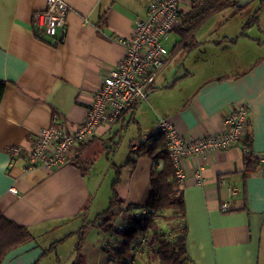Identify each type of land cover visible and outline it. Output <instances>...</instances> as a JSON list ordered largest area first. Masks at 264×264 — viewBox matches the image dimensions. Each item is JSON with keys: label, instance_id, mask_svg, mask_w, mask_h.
I'll list each match as a JSON object with an SVG mask.
<instances>
[{"label": "crops", "instance_id": "1", "mask_svg": "<svg viewBox=\"0 0 264 264\" xmlns=\"http://www.w3.org/2000/svg\"><path fill=\"white\" fill-rule=\"evenodd\" d=\"M63 1L69 9L58 42L59 30L46 36L33 21L45 0H0V81L5 83L0 99V215L33 236L9 250L1 264L109 263L106 249L119 248L120 236L104 233L95 221L108 203L96 208L97 179L93 183L80 161L91 146L111 149L106 142L115 145V136L129 123L137 127V136L129 140L134 149L136 137L148 136L160 117L171 119L179 134L194 138L221 131L228 107L246 104L251 150L264 152V35L250 33L255 25L257 32H264L259 26L264 8L259 23L241 33L260 0H232L240 10L235 12L230 4L212 10L189 34L195 44L176 66L171 61L184 50L179 36L144 100L127 108L115 123L98 125L89 139L70 148L66 163L25 170V152L37 131L52 125L73 127L84 119L102 76L126 53L124 41L134 22L146 16L150 0ZM212 63L219 71L193 83L199 78L197 69ZM180 69L183 74L177 77ZM182 81L189 89L178 98L173 90ZM246 150L241 142L181 161L185 215L172 221L177 230L184 219L187 263L264 264V172L261 165L249 172L244 197L240 171ZM132 159L133 166L122 169L113 186L119 199L113 221L119 228L129 223L130 212L143 209L151 189L150 170L161 165L147 154L134 153ZM113 174L111 183L114 169ZM221 177L237 189L227 211L221 210ZM175 210L164 214L170 217ZM92 226L91 242L92 229L88 234L87 229ZM137 242L129 246L133 256Z\"/></svg>", "mask_w": 264, "mask_h": 264}, {"label": "built area", "instance_id": "2", "mask_svg": "<svg viewBox=\"0 0 264 264\" xmlns=\"http://www.w3.org/2000/svg\"><path fill=\"white\" fill-rule=\"evenodd\" d=\"M192 1H149L146 16L134 22L131 34L124 41L126 53L102 76L84 119L73 127L52 125L37 131L25 152V170L37 166L58 167L66 163L72 146L89 139L98 125L115 123L127 108L146 98L155 77L168 62L169 50L163 39L179 25L182 12L189 8ZM68 9L63 0H45L44 9L33 15V21L46 36H53L59 30L56 38L60 42L66 31ZM248 115L246 104H232L224 113V128L221 131L194 138L179 134L171 119L160 117L152 132L141 140L148 139L151 142L160 134L164 136L168 156L180 183L185 176L181 161L191 155L240 144L246 131ZM18 152L19 149L14 153ZM259 156L264 172V152ZM220 182L224 186L225 195L221 210L227 211L229 201L237 189L223 177ZM8 189L17 193L13 186Z\"/></svg>", "mask_w": 264, "mask_h": 264}, {"label": "trees", "instance_id": "3", "mask_svg": "<svg viewBox=\"0 0 264 264\" xmlns=\"http://www.w3.org/2000/svg\"><path fill=\"white\" fill-rule=\"evenodd\" d=\"M233 5L235 12L239 11L241 6L235 4L232 0H193L188 10L180 16V23L172 31L179 33L180 41L183 42L182 47L185 51H190L193 46V36L189 34L197 27L206 16L214 9L226 5ZM264 8V0H260L259 6L253 11L243 23L241 33L246 28L258 23L261 10ZM240 33V34H241ZM235 38V37H234ZM230 38L229 40H234ZM178 41V44H180ZM177 44V45H178ZM176 45V46H177ZM5 83L0 81V99L3 93ZM243 145L247 150L243 152V167L240 171L242 178V190L245 194V179L249 172L259 168L261 165L260 156L251 150V134L249 132V122L246 124V131L241 138ZM147 154L156 161L160 162V167L154 166L150 170V193L143 209L138 213L133 211L129 213V223L125 227H117L113 221L114 206L119 202L118 196L113 189L119 182L121 170L131 167L134 164L132 155ZM115 177L111 183L112 192L107 207L101 211L94 219L98 222L100 229L104 233L114 232L120 236L119 248L106 249L109 253L110 262L108 264H131L128 259L133 257L129 251L130 244L138 238L139 233L150 232L153 239L150 243H156L157 246L151 250L149 259L157 264H189L185 250L186 225L184 219L181 227L175 230L173 227L171 238L166 237V233L159 226L158 219L174 220L176 217L183 218L185 215L183 194L179 181L175 176V167L168 156L165 138L162 134L158 135L151 142L140 140L136 143V147L131 149L127 154L125 161L121 164L112 163ZM245 197V195H244ZM176 208L166 217L164 212L167 209ZM129 210V208H127ZM83 233V228L80 229ZM32 234L28 228L15 223L7 217L0 215V264L9 250L32 239ZM81 238H79L80 240ZM153 246V244H151Z\"/></svg>", "mask_w": 264, "mask_h": 264}, {"label": "rangeland", "instance_id": "4", "mask_svg": "<svg viewBox=\"0 0 264 264\" xmlns=\"http://www.w3.org/2000/svg\"><path fill=\"white\" fill-rule=\"evenodd\" d=\"M259 23V22H258ZM261 29L264 30V18H262L261 23L259 24ZM258 26L255 25L253 28L254 31L250 33L254 34H260L261 36L264 35V32H257ZM179 40V33L176 31H171L169 32L166 37L163 39L164 45L167 47L168 50L172 51L175 45V42ZM257 54V52L255 53ZM187 55V51L180 49L174 59L171 61V64H175L176 66L181 64L183 60L185 59ZM170 64V65H171ZM219 71V66L218 64H210L208 67H201L200 69H197L196 76H198V80H194L193 83H196L197 81L204 79L208 75H211L213 73H216ZM180 74H183V69L178 70V75L179 77ZM185 82H179L176 84L174 88V95L176 97H180V95H185L187 93V89L189 87H184L183 85ZM178 97V98H179ZM127 124V122H126ZM132 125L134 128H132ZM119 126V125H117ZM131 126L129 130L127 128ZM128 127H123L118 134L116 135V144L114 145L113 143L106 142L107 145L110 146H115V148H101L99 145H94L91 146L89 149H87L86 152H84L81 155L82 161H80V165L82 168H85V174L87 176H91L93 178V183L95 179H97L98 185L95 196H94V205L96 208H101L104 205H107L109 202V195L111 192L110 188V183L111 180L113 179V167L112 163L115 162L116 164H120L123 162V160L126 158L127 153L130 152L132 149L131 146H129V140H131L133 134L137 136V127L135 124L129 123ZM122 134L123 136H121ZM137 140L135 143H138L141 139L136 137ZM115 149V151H113ZM110 162V163H109ZM111 164V167L109 166ZM88 182H91L88 180ZM91 209V207H90ZM93 209V206H92ZM94 213V211H93ZM88 217H92V213L88 214ZM159 226L161 229L166 233V237L171 238L172 236V230L174 227V222L172 219L169 220H161L158 219ZM92 229L90 232V235H88V239L91 241V234H94L93 230L95 229L93 226L89 227L87 229V234L89 232V229ZM175 229V228H174ZM153 239V236L151 235L150 232L142 233L140 234L139 239L136 240L138 246L133 250L134 256L131 259H128V261L131 262V264H157L156 262L154 263L152 260L149 259V255L152 249H154L157 244L156 243H150V241ZM92 242V241H91ZM153 244V246H151ZM87 246V245H86ZM104 248H107L105 245ZM86 249V248H85ZM106 252V251H105ZM104 252V253H105ZM108 262H110V259H107ZM86 264V262L82 263ZM89 264V263H87Z\"/></svg>", "mask_w": 264, "mask_h": 264}, {"label": "bare ground", "instance_id": "5", "mask_svg": "<svg viewBox=\"0 0 264 264\" xmlns=\"http://www.w3.org/2000/svg\"><path fill=\"white\" fill-rule=\"evenodd\" d=\"M55 34H56V33H55ZM55 34H54V35H55ZM54 35H53V36H54ZM49 37H52V36H49ZM56 39H57V38H56ZM57 40H58V39H57Z\"/></svg>", "mask_w": 264, "mask_h": 264}]
</instances>
